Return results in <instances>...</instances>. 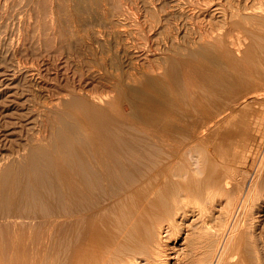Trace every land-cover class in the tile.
Masks as SVG:
<instances>
[{
  "label": "bare ground",
  "instance_id": "1",
  "mask_svg": "<svg viewBox=\"0 0 264 264\" xmlns=\"http://www.w3.org/2000/svg\"><path fill=\"white\" fill-rule=\"evenodd\" d=\"M166 1L134 35L180 19L196 41H129L136 0H0V264H139L150 232L144 264H166L163 230L173 238L179 213L205 210L182 155L235 116L250 169L236 180L226 164L224 213L215 229L203 222L216 234L206 264H264V0ZM89 23L106 31L80 32ZM26 36L46 52V72L26 61ZM128 206L123 230L109 231ZM157 207L170 216L152 227Z\"/></svg>",
  "mask_w": 264,
  "mask_h": 264
},
{
  "label": "rangeland",
  "instance_id": "2",
  "mask_svg": "<svg viewBox=\"0 0 264 264\" xmlns=\"http://www.w3.org/2000/svg\"><path fill=\"white\" fill-rule=\"evenodd\" d=\"M124 2H123V7L124 8H127V7H129V5H131V2H129V1H132V0H123ZM165 1L166 0H136V2H135V6H133V5H131V8H133L134 9V11H133V9L130 11V10H128V12L130 13H128L127 12V14H128V19H126V25L128 24H131L130 26H128L129 27V30L131 31V29L130 28H133L132 29V33L131 34H129V36H128V39H130L129 41H131L132 39V41H170V39L172 38V41L174 40V41H181L182 43H183V41L185 40V41H189L190 39H192L193 41L195 40V39H197V32H196V34H195V36L193 35V33H195V31L193 30V31H189V27H187V26H182V25H185V23L182 21V20H177L178 21V24H176L177 22H175V20H173V22H172V20H170V21H166V23H165V25H164V22L163 21H161V23H160V25H159V28H162V27H164V30H160L159 28V32H157V30L158 29H156L155 31H156V33L154 32V30L152 31V33H147V36H145L146 37V39L144 40L143 39V37L141 38V40H139L140 39V37L139 38H137L136 37V35L137 36H140V32H142V34H141V36H144V35H146V33L145 32H147L146 30H144V27L145 26H148L150 23H152V24H154V23H156L157 21H156V19L159 17V15H161L162 13V9H164V10H166L165 8L167 7V8H169V3L166 1V6H165ZM219 2H217V0H216V6H218V9H220L219 7H220V0H218ZM126 2H127V4H126ZM128 2H129V4H128ZM168 3V4H167ZM125 4L127 5V7H125ZM164 4V5H163ZM218 4V5H217ZM165 6V7H164ZM135 7V8H134ZM134 13V14H133ZM219 14H220V12H218ZM218 13H213L212 12V14L210 15H208V17H206V20H208L211 24H212V26L214 27L215 26V28L216 27H218V28H214L215 30H217V31H220L219 29V26H220V15L218 14ZM217 14H218V17H217ZM213 15V16H212ZM216 17V18H215ZM137 18H139V20H137ZM208 18V19H207ZM132 21V22H129V21ZM128 21V22H127ZM135 21H137V22H135ZM153 21H154V23H153ZM156 21V22H155ZM181 21L183 22V24L181 23ZM207 21V22H208ZM168 22H171V23H173V24H171L170 23V25H169V23ZM208 22V23H209ZM149 23V24H148ZM209 23V24H210ZM93 25V26H91V25ZM97 24V23H96ZM100 23H98L97 24V26L94 24V23H89L87 26H85V27H83V28H80V32H82V33H84L85 31H87L88 29V31H87V34L88 33H91L90 32V30H92L93 29V31L94 30H100L102 33L103 32H105L106 30H103V29H106V28H103V25L101 24V25H99ZM148 24V25H147ZM162 24V25H161ZM166 24H168V26H169V28L167 29V27L168 26H166ZM175 24H176V26H175ZM182 24V25H181ZM90 25V26H89ZM177 25H180V26H182L183 28H180L179 26H177ZM96 26V27H95ZM99 26V27H98ZM101 26H102V28L103 29H101ZM134 26V27H133ZM138 26V27H137ZM144 26V27H143ZM162 26V27H161ZM173 27V28H171V27ZM88 27H92V29H90V28H88ZM140 30V28L141 29H143V31H144V33H143V31L141 30V31H139L137 28ZM178 27H179V29H180V31H177V30H179L178 29ZM96 28V29H95ZM100 28V29H99ZM136 28V29H135ZM146 29H147V27H145ZM175 28H177V30H175V32H174V29ZM185 28V29H184ZM134 29L135 30H137V31H134ZM163 29V28H162ZM182 29V30H181ZM188 30V32L187 31H185V30ZM170 30H171V32H172V34H171V32H170ZM84 31V32H83ZM177 32V33H176ZM181 32H182V35H181ZM193 32V33H192ZM24 33H26L25 31H24ZM23 33V34H24ZM137 33V34H136ZM175 33V34H174ZM184 33H190L189 34V37L186 35V34H184ZM192 33V34H191ZM84 34H86V32L84 33ZM134 34H136V35H134ZM153 34H155V36L153 35ZM167 34V35H166ZM25 35V34H24ZM132 35H134V36H132ZM180 37H179V36ZM29 36V35H28ZM28 36H26V38H28V39H26L25 40V44L28 42V40H30V38H33V37H28ZM32 36V35H31ZM151 36H152V38H151ZM172 36V37H171ZM176 38H175V37ZM182 36H184V37H182ZM131 37H133V38H131ZM144 37V38H145ZM148 37H150V39L148 38ZM154 37V38H153ZM167 37V38H166ZM174 37V38H173ZM191 37V38H190ZM134 38H136V39H134ZM148 38V39H147ZM185 38H187L188 40H186ZM31 41V45L29 44V42ZM28 43H27V45L29 46L28 48H26L27 49V53L28 54H26V55H28V57H30V58H28V59H30V60H26L27 62H29V61H32V64L34 65L35 63H36V65H38L39 66V64H40V62H41V60H43L44 62L46 61V59H45V57H47V54H46V52L43 50V48L41 47V45L38 43V44H36L37 42L36 41H34L33 39H31ZM32 41H34V43H35V45H34V43L32 42ZM196 41V40H195ZM1 42H3V41H0V48H1V50H0V53H3L4 51H5V49L4 48H6V47H4V46H6L5 45V41L3 42V43H1ZM11 42V41H10ZM6 43H8V41L6 42ZM32 43H33V45H32ZM3 44V45H2ZM2 45V46H1ZM36 45H38L40 48H42V49H40L39 51H37L39 48H38V46L37 47H35L36 49H34L33 47L34 46H36ZM31 46H33L32 48L35 50V51H32L31 50ZM30 48V49H29ZM31 53H30V52ZM33 53L35 54L34 56L36 57V59H35V57L33 56ZM44 53V54H43ZM30 54H32V55H30ZM37 54V55H36ZM45 55L44 57H43V55ZM38 55L39 56H41L40 58L38 57ZM33 56V57H32ZM39 59H38V58ZM33 58H34V60H33ZM32 59V60H31ZM37 60V61H36ZM41 62V64H40V66H44V62ZM29 63H31V62H29ZM49 63H53V62H49ZM39 66V67H40ZM41 68V67H40ZM42 70V72H46L45 71V69L44 68H41ZM44 74V76H45V78H48V76H47V73H43ZM47 76V77H46ZM45 80H47V79H45ZM235 117H237V118H239L241 121H238L239 119H237V118H235ZM235 117H228V118H226V119H224L223 121H221L220 122V125H218L216 128L214 127L211 131H216L214 134H211V131H210V137H209V139H208V141H210L209 142V145H208V143L207 144H205L203 147H204V149L202 148H198V147H196V146H194L193 147V149L191 148L189 151H185V153H183V155H182V159H181V161H180V163H179V170H186V169H189V170H193V171H198L197 172V175H198V178H197V180L195 181V182H191V183H189V185L191 186L190 188H192V190L193 191H195L196 193H198V195H199V197H200V199H199V203L202 205V206H204L205 208V210H204V212H203V215H202V217H201V220H203V221H201L200 220V218H197V216H196V214H197V210H196V207L194 206H192L191 205V208H192V210H190V213H189V209H187V208H190V205L187 207V208H185L186 209V219H184L185 217H183V218H177L178 216H179V214H178V216L175 218V225H176V227L179 225L180 227H178L179 228V230H178V228H176V230L177 231H180V232H177V234L175 235V237H169V234H170V232H167V231H169V229H167V228H165L164 230H163V232H162V238H161V244H163V246H166V247H164L166 250L168 249L169 251L168 252H166L167 253V258H166V260L168 261H166L167 263L166 264H206L207 263V261H208V259H209V257H210V255H211V251H212V248H213V242H215L216 241V237H215V235L216 234H214L213 233V231L212 230H206L205 229V227H204V225H203V222H205V223H207L209 226H212L214 229H215V227H216V225H217V222L219 221L218 219H221L222 218V214L224 213V209H225V207H223V206H225V204H224V200H225V197H224V188L222 187V178H224L223 176H225L226 174H225V171H227L226 169H227V165L228 166H230L229 167V174L231 173V176H233V178L234 179H236V180H239L241 177L240 176H242L243 174V171L242 170H244V172L245 171H249V169H250V161H249V159L247 158V161H246V156H247V154L246 153H244L243 152V150L242 149H240V143L242 142L241 141V132H242V130H243V128H242V125H240L239 123H242V119L239 117V116H235ZM235 118V119H234ZM222 123V124H221ZM219 127V128H218ZM216 129H218V130H216ZM220 130V131H219ZM213 137H212V136ZM215 135V136H214ZM240 135V136H239ZM239 136V137H238ZM238 137V138H237ZM212 140V141H211ZM234 140H235V142H234ZM236 140H237V143H236ZM239 141V142H238ZM212 142V144H210ZM208 145V146H207ZM211 145V146H210ZM233 145V146H232ZM208 148H207V147ZM206 147V148H205ZM231 147V148H230ZM232 147H235L234 149H235V152H234V149L232 148ZM196 148V149H195ZM238 150H237V149ZM209 150V151H207V150ZM231 150H232V152H231ZM219 151V153H217ZM227 151H229V152H227ZM234 152V155L232 154ZM239 152V153H238ZM241 152H243V154L241 153ZM214 153V154H213ZM216 153V154H215ZM227 153V154H226ZM227 156H226V155ZM220 155V156H219ZM225 155V156H224ZM229 155V156H228ZM231 155V156H230ZM237 155V156H236ZM239 155V156H238ZM233 156L235 157V159L233 158ZM220 157V159H218ZM236 157H237V159H236ZM224 158H226L225 160H224ZM227 158L229 159V160H227ZM239 158V159H238ZM223 159V160H222ZM226 160H227V162H226ZM231 160V162H229ZM238 160H241V161H238ZM234 161V162H233ZM242 161H243V163H242ZM226 162V163H225ZM229 162V163H228ZM236 162V163H235ZM239 162V163H238ZM245 162V163H244ZM228 163V164H227ZM227 164V165H226ZM237 164V165H236ZM244 164V165H243ZM246 164V165H245ZM231 166H232V168L235 170V171H233L232 170V168H231ZM235 166V167H234ZM248 166H249V168H248ZM224 167H225V169H224ZM241 167V168H240ZM240 168V169H239ZM242 169V170H241ZM225 170V171H224ZM230 171H232V172H230ZM237 171V172H236ZM224 172V173H223ZM239 172V175L237 174ZM225 174V175H223V174ZM226 173H228V171L226 172ZM234 175H233V174ZM228 174V175H229ZM237 174V175H236ZM241 174V175H240ZM223 175V176H222ZM235 175L239 178H237V177H235ZM186 184H187V182H186ZM188 186V185H187ZM172 190V189H171ZM171 190L169 191V193L171 192ZM174 190V191H173ZM172 190V193H174L175 192V190L176 189H173ZM218 190H220L219 192H220V197H218V196H216L217 194H218ZM177 191V193L176 194H178L179 196L181 195L180 194V191L178 192V190H176ZM169 193H167V194H169ZM171 193V194H172ZM217 193V194H216ZM175 193H174V195H176ZM219 195V194H218ZM177 196V195H176ZM178 196V197H179ZM167 197H168V195H167ZM181 197V196H180ZM217 197V198H216ZM220 198V199H219ZM166 199H168V198H166ZM165 201H167V200H165ZM201 201V202H200ZM163 204V203H162ZM162 204H160V206H162ZM164 204H166V203H164ZM163 204V205H164ZM160 206H158V207H160ZM158 207H157V210H155V211H157L158 212V214L157 213H155L154 214V222H155V218L157 217V221L155 222V223H153L151 226L153 227V225L155 224L156 226H158L159 224H166V221H164V220H166L170 215L168 214V212L167 211H169L170 210V208H169V210H165L164 209V207H162V208H159V209H161V210H159L158 209ZM125 208V207H124ZM123 208V211H122V209L120 210V212L118 211V215L116 216V218H114V217H112V218H114V220H113V222H112V220H110L113 224H111V222L109 223L110 225H116V226H118L117 228H114V227H110V225L108 224L107 226V229L109 230V231H111V232H113L114 233V230H116L115 232H121L122 230H123V225H126V222H128L131 218V214H130V212L128 213V211H132V208L133 207H130L129 208V206H128V208L125 210ZM193 209H194V211H193ZM125 210V211H124ZM166 211V216L164 215L165 214V211ZM192 211V212H191ZM222 211H223V213H222ZM125 212H127V213H125ZM164 212V213H163ZM181 212V211H180ZM194 212V213H193ZM123 213V214H122ZM189 213V214H188ZM191 213H192V215H191ZM206 213V214H205ZM126 214V215H125ZM130 214V215H129ZM157 214V215H156ZM171 214V213H170ZM195 214V215H194ZM205 214V215H204ZM116 215V214H115ZM127 215H129L128 217H126ZM120 216H122V217H120ZM153 216V215H152ZM206 216V220L204 219V217ZM121 219H120V218ZM199 217V216H198ZM220 217V218H219ZM130 218V219H129ZM166 218V219H165ZM115 219H117V221H118V219H120V221L122 222H120V221H116ZM126 219H128V221H126ZM180 221H179V220ZM183 219V220H182ZM149 220V219H148ZM147 220V223L148 222H150V224H151V222H153V220L152 221H148ZM205 220V221H204ZM179 221V222H178ZM182 221V222H181ZM160 222V223H159ZM202 222V223H201ZM144 224V226L142 225V224H140L138 227V229H140L141 227L143 228H145L148 224L146 223V222H143ZM122 224V226H120ZM147 224V225H146ZM158 224V225H157ZM201 225H202V228H201ZM115 226V227H116ZM141 226V227H140ZM148 226H150V225H148ZM148 226L146 227V228H148ZM156 226H154L155 227V229H156ZM122 227V228H121ZM204 227V228H203ZM141 228V231L139 230H136V232L138 233H136V235H133V236H131L129 239H128V242H129V244H131L132 246H134V242H132L134 239V241L135 242H137L136 244H135V246L134 247H137V249H138V247H139V249L141 250V247L143 246L142 245V243L144 242V243H146L147 242V240H146V237H147V235H148V232H147V229L145 228H143L142 229ZM112 229H114V230H112ZM119 229H121V231L119 230ZM203 229V230H202ZM205 229V230H204ZM117 230H119V231H117ZM149 230V229H148ZM167 230V231H166ZM202 230V231H201ZM150 231H151V229H150ZM153 231V230H152ZM147 233V234H145V236H144V234L142 233V234H140V233ZM155 232V230L153 231V233ZM167 232V233H166ZM204 233V234H203ZM150 234H152L151 232L149 233V235H148V237L149 238H147L148 239V242H147V244L145 245V246H143L142 247V250H143V252H142V250H141V256L139 255V259H140V262L141 263H139V264H144L145 262H144V255H143V253L147 250L146 248H148V247H146V246H150ZM214 234V235H213ZM153 235V234H152ZM168 235V236H167ZM144 236V237H143ZM165 236V237H164ZM177 236V237H176ZM166 237H169V238H167L166 239ZM140 238V239H139ZM144 238H145V240H146V242H145V240H144ZM214 238H215V241H214ZM132 241H131V240ZM169 239V240H168ZM144 240V241H143ZM140 241H142V242H140ZM140 246H139V245ZM130 245V246H131ZM142 245V246H141ZM146 247V248H145ZM170 248V249H169ZM145 250V251H144ZM169 253H171L170 255H169ZM143 256V257H142ZM142 257V258H141ZM178 258V259H177ZM178 260L181 262H178ZM139 262V261H138ZM174 262V263H173ZM177 262V263H176Z\"/></svg>",
  "mask_w": 264,
  "mask_h": 264
}]
</instances>
